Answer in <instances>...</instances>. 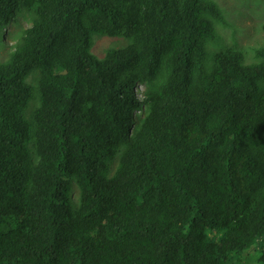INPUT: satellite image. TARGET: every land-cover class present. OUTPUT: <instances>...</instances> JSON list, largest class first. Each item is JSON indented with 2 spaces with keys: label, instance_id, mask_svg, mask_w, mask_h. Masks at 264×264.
Wrapping results in <instances>:
<instances>
[{
  "label": "trees",
  "instance_id": "16d2710c",
  "mask_svg": "<svg viewBox=\"0 0 264 264\" xmlns=\"http://www.w3.org/2000/svg\"><path fill=\"white\" fill-rule=\"evenodd\" d=\"M22 10L0 64V264H243L256 245L264 264V46L207 71L211 0H0V30ZM90 34L131 44L99 61Z\"/></svg>",
  "mask_w": 264,
  "mask_h": 264
},
{
  "label": "rangeland",
  "instance_id": "374dc122",
  "mask_svg": "<svg viewBox=\"0 0 264 264\" xmlns=\"http://www.w3.org/2000/svg\"><path fill=\"white\" fill-rule=\"evenodd\" d=\"M221 10L225 25L214 23V28L217 34V39L206 44V60L205 67L209 71L212 68L215 55L229 47H235L244 56L245 64L255 62V50L264 46V0H211ZM33 16L30 12L22 10L19 12L15 20L5 29L0 30V64H5L14 47L19 43L23 31L31 26ZM91 46L89 53L99 61H103L105 55L111 50H123L131 44V40L125 37L110 38L97 34H90ZM39 70H34L29 74L28 84L32 86L33 99L29 102L27 109L23 112V120L30 130V136H33V117L31 114L39 105ZM163 80L161 75L158 80L152 85H142V99H146V94L153 91ZM149 107L143 105L138 113L134 114L133 129L141 123L146 116ZM33 142L31 141L29 146ZM125 149L122 146L115 159L111 162V173H113L119 162L120 155ZM110 173V174H111ZM72 200L77 203L78 191L72 184ZM262 251L259 246L250 249L242 257L243 264H259L258 259Z\"/></svg>",
  "mask_w": 264,
  "mask_h": 264
},
{
  "label": "built area",
  "instance_id": "2783aa9c",
  "mask_svg": "<svg viewBox=\"0 0 264 264\" xmlns=\"http://www.w3.org/2000/svg\"><path fill=\"white\" fill-rule=\"evenodd\" d=\"M142 93V85L138 84L134 89V95L137 98V100L143 102L142 96L140 95ZM139 111H136L135 113H138Z\"/></svg>",
  "mask_w": 264,
  "mask_h": 264
}]
</instances>
